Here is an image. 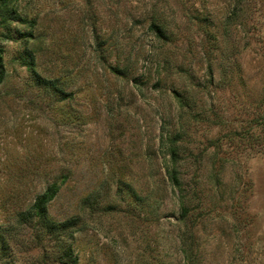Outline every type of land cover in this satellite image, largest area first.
Masks as SVG:
<instances>
[{"label": "rangeland", "instance_id": "374dc122", "mask_svg": "<svg viewBox=\"0 0 264 264\" xmlns=\"http://www.w3.org/2000/svg\"><path fill=\"white\" fill-rule=\"evenodd\" d=\"M7 13L0 264H264V0Z\"/></svg>", "mask_w": 264, "mask_h": 264}, {"label": "trees", "instance_id": "16d2710c", "mask_svg": "<svg viewBox=\"0 0 264 264\" xmlns=\"http://www.w3.org/2000/svg\"><path fill=\"white\" fill-rule=\"evenodd\" d=\"M8 7H9V0H0V14L2 16H6L8 13ZM14 14V12H12ZM13 14H10L12 15L11 17L12 18H16V19H21L20 16H13ZM4 76H5V68H4V61H3V52H2V49L0 48V84L2 83L3 79H4ZM176 151L173 150L172 151V156L176 157ZM170 178L172 179V181L174 183H177L178 184V177L175 173V170H174V173L170 172ZM57 190L54 186H51L50 188H48L39 198L38 200L36 201L35 203V210H36V213L38 214V216L42 219H45L47 218V209H46V204L48 202H50L55 194H56ZM76 259L73 260V262L76 264Z\"/></svg>", "mask_w": 264, "mask_h": 264}]
</instances>
